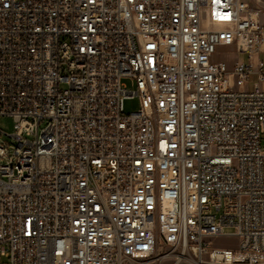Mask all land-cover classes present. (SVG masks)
Returning <instances> with one entry per match:
<instances>
[{"label":"built area","instance_id":"built-area-1","mask_svg":"<svg viewBox=\"0 0 264 264\" xmlns=\"http://www.w3.org/2000/svg\"><path fill=\"white\" fill-rule=\"evenodd\" d=\"M258 1L0 0V264H264Z\"/></svg>","mask_w":264,"mask_h":264},{"label":"rangeland","instance_id":"rangeland-1","mask_svg":"<svg viewBox=\"0 0 264 264\" xmlns=\"http://www.w3.org/2000/svg\"><path fill=\"white\" fill-rule=\"evenodd\" d=\"M252 6L259 5L258 0H249ZM221 57L225 58L227 61H233L235 57V50L232 48H222L220 50ZM262 59H264V54L261 55ZM127 83L131 84L128 80ZM131 86V85H130ZM62 87H67V84L63 83ZM253 87V84L251 85ZM140 107V101L138 97L128 98L125 102V110L127 113L137 110ZM0 129L3 131L1 133V141L11 140L7 134H10L14 130V118L7 115L0 116ZM7 133V134H6ZM262 145L264 147V135L262 138ZM213 244L219 247H235L237 245V238L234 236H221L213 239ZM167 250H163L162 253L166 252ZM173 254L170 256L162 257L158 260H149L144 261V259H135L132 260L131 264H192L193 258L191 256H187L184 258L180 263H175V258Z\"/></svg>","mask_w":264,"mask_h":264},{"label":"snow or ice","instance_id":"snow-or-ice-1","mask_svg":"<svg viewBox=\"0 0 264 264\" xmlns=\"http://www.w3.org/2000/svg\"><path fill=\"white\" fill-rule=\"evenodd\" d=\"M225 19H227V17H224Z\"/></svg>","mask_w":264,"mask_h":264}]
</instances>
